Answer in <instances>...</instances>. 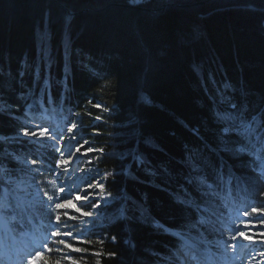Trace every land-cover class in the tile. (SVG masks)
Here are the masks:
<instances>
[{
    "label": "trees",
    "instance_id": "16d2710c",
    "mask_svg": "<svg viewBox=\"0 0 264 264\" xmlns=\"http://www.w3.org/2000/svg\"><path fill=\"white\" fill-rule=\"evenodd\" d=\"M51 102L104 149L96 165L114 199L79 254L89 264H168L191 225L220 235L224 221L220 232L199 223L211 211L198 175L218 184V203L264 206V174L250 166L264 154V0H0V156L14 174L39 179L17 157L52 170V142L17 139ZM233 103L254 138H221L217 111ZM4 186L18 220L46 215Z\"/></svg>",
    "mask_w": 264,
    "mask_h": 264
},
{
    "label": "rangeland",
    "instance_id": "374dc122",
    "mask_svg": "<svg viewBox=\"0 0 264 264\" xmlns=\"http://www.w3.org/2000/svg\"><path fill=\"white\" fill-rule=\"evenodd\" d=\"M131 1L133 3H141L146 2L147 0ZM49 112H51V114H43L41 117L39 116L38 118H36V120L31 121L37 127L47 128L49 130L45 138L52 142L55 148H57V144L51 141L48 137L56 136L57 141L60 142V152L56 150L55 153L57 156L54 161L56 162L57 160L63 158L64 160L68 161L67 165H64L60 169L56 170H53V168L52 170H42V168L39 167V171L43 173V175H36V177L39 178L36 181L34 178L23 173H12V185L15 186L18 196L24 198V200L27 201L32 207L44 206L46 201V197H43L37 192V181H43L41 187L48 191V193L51 195H57L58 193L56 190L60 187H63L66 193L71 189V195L67 196V199L73 200L76 206L81 207L83 211L91 212L92 217H83L81 214L76 213L74 209H61V212H68L67 217L62 216V220H65L67 223V228L62 229V231L70 230L72 231L73 236L71 238H52L50 233L54 229L51 228L46 208L44 211L46 215L41 218L40 221L42 223H37L35 222V220L30 219V227H28L23 220L17 219L16 212L12 213L11 211H9V213L4 217L7 224L9 225L8 229H5L1 225L0 218V238H2L4 241H6V243L10 245L17 244L20 247L25 246L29 243H34L35 249L33 251V254H29V256L34 255L37 251H44L41 247L43 243H48L49 247L53 249H55L56 247H63L52 243L53 239L58 240L60 238H65L69 243H73L74 247L85 249L86 243H83V241H91V239L93 238V234L90 231L94 229V227L99 226L102 223L100 214L101 205L108 204L114 199L112 195L110 197L108 196L109 191L106 190L103 175L96 165V160L100 153L98 150L101 149V147L96 144L95 141L87 138L84 135V133L80 129V123H78L75 118H72L66 114L61 116L60 118V116L57 115L54 110H49ZM73 123L77 125V128L74 129L72 133H69L67 129L70 128ZM73 136H75V139L79 141V144H76L74 142L69 143L70 138H72ZM61 137H63L62 140ZM254 140L249 143V149L247 152L250 156H254V153H256L260 145L259 142L256 143V141ZM80 145H83V147L80 148V152H76V148ZM88 147L96 149L97 151L90 152L87 154V156H83V153ZM69 150L72 153L71 155H69ZM61 152L63 153L62 157ZM17 159H19L23 163H25V161H29V163L25 164L34 166L30 163L29 159H25L22 157H17ZM253 163L254 164L251 165V162L250 166H254L255 168L257 166L260 173L264 174V154L257 157ZM196 168L197 167H195V169ZM62 172L64 174L60 176L59 180H57V175ZM201 177L203 176L198 175L196 176V179L206 189L205 192H207L206 185L201 182ZM54 180L55 184L52 183V181ZM97 181L104 184L103 191L96 187H88L89 183L95 186ZM86 191L90 195V198L95 197L97 205L96 207L86 206V204L91 202V200H75V197L77 195L83 197ZM97 193H99V195H96ZM105 197H107V200H105ZM203 205L208 208L206 202H204ZM216 206L219 212L222 213L223 218L230 225L226 236L224 238H214L216 237V235L210 236L202 229L199 224L191 225V227H189L188 234L185 236V245L190 246L191 252L193 254L187 259H184V261H186V264H209V259H214V262L211 264H264V247L260 246L259 243H253L242 238H238L235 241L230 240V236L236 234L235 229L237 228L240 231L247 232V234L249 235L255 233L254 239L256 241L264 239V236L260 235L261 233H264V225L259 224V222L256 220H253V216L264 214L256 213L250 216L243 215L244 212L251 213V209L253 207L262 209L264 208V206L260 207L256 205L254 201L252 203L250 201L243 202L240 199L234 200V205L230 208L227 207L225 199H221L220 203L217 202ZM70 217H76V219H70ZM248 221H252V223L256 224L257 226L250 227V229L245 228L244 224ZM52 222H54V214L52 216ZM19 227L21 229H19ZM77 233H81V235L79 236V241H77L76 239ZM225 240L229 241L227 247L224 243ZM89 244L91 243H87V246ZM232 244L236 245L234 249L231 247ZM202 247L208 248L210 252L203 251L201 249ZM53 252L57 260L61 261V264H71V261L64 258L65 255H70L74 260L78 261V264H89L87 262L88 258L82 260V258L85 257L83 255H79L83 252H73L66 248L64 249L63 253H57L55 250ZM44 253L48 252L44 251ZM168 262V264H171L170 261ZM40 263V258L34 261V264Z\"/></svg>",
    "mask_w": 264,
    "mask_h": 264
},
{
    "label": "snow or ice",
    "instance_id": "6c2138e0",
    "mask_svg": "<svg viewBox=\"0 0 264 264\" xmlns=\"http://www.w3.org/2000/svg\"><path fill=\"white\" fill-rule=\"evenodd\" d=\"M227 100V96L224 95V98L221 100V103H224V101ZM97 108H100L101 105L97 104L96 105ZM232 109H237V105L236 104H230L229 106V110L226 111H221L218 109L217 111V118L221 121L222 123V127L220 129L221 132V138L223 139L224 137H230L233 136L235 134L240 133V131L243 129L244 131H246L247 133H249V136L251 138H254V133L257 131V129L253 128V125L251 122L249 123H245L246 120V115L243 111H236L233 112L231 111ZM253 120H255V117L252 118ZM31 126L28 127H24L22 133H18L17 135V139L19 137V135H23L25 138H27L28 142L31 143L33 139H44L46 137V134H48V129L47 128H40V127H36V130L34 131H30L29 128ZM77 128L76 124H72L70 128L67 129V131L69 133H72L74 129ZM51 141L55 142L57 144V148L56 150L58 152H60V142L57 141L56 136H50L48 137ZM3 137H0V140H3ZM63 139V137H61V140ZM76 143L79 144V141L75 139V136H73L72 138H70L69 143ZM246 146V145H245ZM83 147V145H80L79 147L76 148V152H80V148ZM237 151H243V147L237 148ZM93 151H97L96 149H93L91 147H88L85 152L83 153V156H87L88 153L93 152ZM99 152L103 153L104 149L101 148L98 150ZM71 151L69 150V155H71ZM63 156V153L61 152V157ZM7 157L9 158H15L13 156L12 153H8ZM9 163H11V159H9L8 161ZM194 164L196 165L197 168H199V164H196V161H193ZM25 163H29V161H25ZM30 163L32 165H38L37 169H35L36 174L37 175H43V173H41L39 171V163L37 160H31ZM68 161L64 160L63 158H61L60 160H57L55 162V164L52 166L53 170L56 169H60L62 166L67 165ZM15 168H7L5 165V157L0 156V191H2L3 195H0V218H4L9 211H11L12 213H15L17 211V209L20 207V205L17 204H13L9 201L8 197L10 194V190L8 187L4 186V184H12L13 181L11 179L12 173L15 171ZM64 173H60L57 175L56 179L59 180L60 176L63 175ZM201 182L203 184L206 185L207 188V192H206V204L208 209L211 210L210 215L208 216L207 221L205 220H201L199 221L200 224H207L208 225V230L213 231V232H220V228L217 227V225H222L223 222V216L222 213L219 212L218 208H217V200L219 199L218 193H216L214 191V188L216 186H218V184H209L207 183V180L204 177H201ZM217 182L218 183H222L223 182V176L220 175L219 171L217 172ZM43 183V181H37L36 182V189L37 192L39 194H41L43 197H46V201L44 204V207L46 208V211L48 213V218L50 221V225L51 228L54 229L53 231H51L50 235L52 238H57V237H68L71 238L73 236L72 231L70 230H65L62 231V229H66L67 228V223L65 220H62V216L67 217L68 216V212L64 211L61 212V209H74L76 213L81 214L83 217H92V213L88 212V211H83V209L81 207H77L76 204L73 202V200L67 199V196L71 195V189L66 193L65 189L63 187L58 188L57 191V195H51L48 193V191H46L44 188L41 187V184ZM53 184H55V180L52 181ZM89 188H99L101 191H103L104 189V184L97 181L95 186L91 183H89L88 185ZM183 192V190H182ZM63 194V195H60ZM96 195H99V193H97ZM108 196H111V193H108ZM85 200V201H89L91 200V202L87 203L86 206L87 207H96V201H95V197H91L90 195L87 193V191L85 192V195L83 197L77 195L75 197V200ZM105 200H107V197H105ZM182 203L184 201H181ZM256 213H261L264 214V208L262 209H257V208H252L251 209V213L249 212H244L243 215L244 216H250L252 214H256ZM54 214V222H52V216ZM213 217L215 219H213ZM70 219H76V217H70ZM253 220H256L259 222V224L264 225V215H257V216H253ZM257 225L252 223V221H248L245 222L244 227L245 228H249L250 227H256ZM236 234L235 235H231L230 236V240L235 241L238 238H242L245 240H248L250 242L253 243H259L260 246L264 247V239L260 240V241H256L254 239L255 233H253L252 235L247 234V232L245 231H240L238 228L235 229ZM221 235H223L222 232H220ZM81 235V233H77L76 235V239L77 241H79V236ZM261 236H264V233L260 234ZM112 239L114 240L115 237H112ZM52 243L57 244L59 246H63V247H56L55 249L49 247L48 243H43L41 245L42 249L44 251H47L48 253H52L54 250L57 253H63L64 249H68L70 251L73 252H85L87 251V249L84 248H80V247H74L73 243H69L65 238H60L58 240L53 239ZM83 243H92L91 241H83ZM225 246L227 247L229 244L228 240L224 241ZM231 247L234 249L236 247L235 244H232ZM44 251H37L34 255H30L27 258V264H34V261L38 260L39 258L44 256ZM94 255H100L99 252L94 253ZM109 255H115V253H110ZM65 259L71 261V264H78V261L74 260L70 255H65L64 256ZM45 264H47V261L45 262ZM55 264H61L60 260H56Z\"/></svg>",
    "mask_w": 264,
    "mask_h": 264
},
{
    "label": "bare ground",
    "instance_id": "6f19581e",
    "mask_svg": "<svg viewBox=\"0 0 264 264\" xmlns=\"http://www.w3.org/2000/svg\"><path fill=\"white\" fill-rule=\"evenodd\" d=\"M258 139V138H257ZM256 139V140H257ZM242 144V143H241ZM246 157V156H245ZM1 225L8 229L9 225L7 224L5 218H1ZM23 247V248H22ZM18 246L17 244H8L2 238H0V264H26V256L25 254H29L32 249L31 245L27 244L26 246ZM203 251L210 252V250L206 247L201 248ZM180 255L185 254L182 250H180ZM214 262V259H209L208 263L211 264Z\"/></svg>",
    "mask_w": 264,
    "mask_h": 264
}]
</instances>
